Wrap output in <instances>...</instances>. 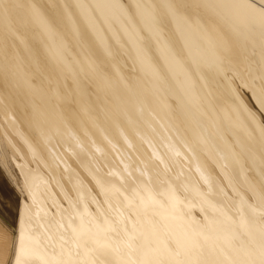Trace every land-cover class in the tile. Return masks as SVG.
<instances>
[{
  "label": "bare ground",
  "instance_id": "6f19581e",
  "mask_svg": "<svg viewBox=\"0 0 264 264\" xmlns=\"http://www.w3.org/2000/svg\"><path fill=\"white\" fill-rule=\"evenodd\" d=\"M5 2L0 264H259L264 0Z\"/></svg>",
  "mask_w": 264,
  "mask_h": 264
},
{
  "label": "snow or ice",
  "instance_id": "6c2138e0",
  "mask_svg": "<svg viewBox=\"0 0 264 264\" xmlns=\"http://www.w3.org/2000/svg\"><path fill=\"white\" fill-rule=\"evenodd\" d=\"M192 6L199 7L200 5L195 4ZM216 6L222 7V8L231 7V5H228L226 3H220ZM0 7H3V9L5 10V13H7L10 7H21V5H9L8 3L5 2V0H0ZM183 7H187V6L185 5ZM5 19L7 20V16H5ZM258 23H259L261 38H262V41H264V9H262L261 12L259 13ZM254 25H255V21L253 22V26ZM262 47H264V45H262ZM249 75L251 77L252 83L249 84L248 87L251 89L254 95L258 94L257 98L260 99L261 104L264 105V53H262L261 55V59L259 61L258 68L255 74H253L252 71L249 70ZM260 132H261V136L264 137V126L261 127ZM262 199H264V193H262ZM141 200H143V197H141ZM262 215H264V209H262ZM247 223H248L247 219L245 218L241 219V226H244ZM131 239L133 238L130 237V240ZM93 243L96 244L95 248L85 249L86 254L92 253L93 255L87 260H85L83 264H110V262L107 260H100L97 258L98 256L106 255V250L108 249V245L101 244L98 240H94ZM173 244L174 246L171 247L169 251L179 256L180 249L185 246L184 242L177 239L173 242ZM128 246L131 247L130 242ZM26 254H27V250L25 248V235H24V232L22 231L20 235V247L17 250L15 264H29V262L25 259ZM43 264H51V262L44 260ZM56 264H73V262L61 260V261H57ZM138 264H163V262L145 259L143 261L138 262ZM173 264H190V262L177 260L173 262ZM259 264H264V253H262V258L259 261Z\"/></svg>",
  "mask_w": 264,
  "mask_h": 264
},
{
  "label": "rangeland",
  "instance_id": "374dc122",
  "mask_svg": "<svg viewBox=\"0 0 264 264\" xmlns=\"http://www.w3.org/2000/svg\"><path fill=\"white\" fill-rule=\"evenodd\" d=\"M110 162V161H109ZM111 162H113L112 160H111ZM103 166L101 167L102 168V171H103V169H105L106 167H104V164H102ZM105 165H107L108 166V162L105 164ZM106 169H108V167L106 168ZM106 169H105V171H106ZM100 171H101V169H100ZM139 174V173H138ZM137 173H136V175H138ZM141 175V174H140ZM139 177H141V176H139ZM180 190V189H179ZM183 190H181V192H182ZM184 192V191H183ZM99 201L100 200H102V197L100 198V196H99V199H98ZM101 202V201H100ZM103 203V202H102ZM195 211H196V214H198L197 216L200 218V214H201V212H199L198 211V209H195ZM198 211V212H197ZM200 213V214H199ZM200 215V216H199Z\"/></svg>",
  "mask_w": 264,
  "mask_h": 264
}]
</instances>
